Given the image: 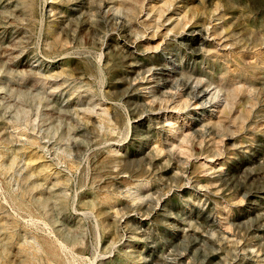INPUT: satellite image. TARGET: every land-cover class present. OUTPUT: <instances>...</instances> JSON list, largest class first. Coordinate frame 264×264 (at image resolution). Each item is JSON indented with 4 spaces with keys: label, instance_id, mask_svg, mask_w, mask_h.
<instances>
[{
    "label": "rangeland",
    "instance_id": "rangeland-1",
    "mask_svg": "<svg viewBox=\"0 0 264 264\" xmlns=\"http://www.w3.org/2000/svg\"><path fill=\"white\" fill-rule=\"evenodd\" d=\"M0 264H264V0H0Z\"/></svg>",
    "mask_w": 264,
    "mask_h": 264
},
{
    "label": "bare ground",
    "instance_id": "bare-ground-1",
    "mask_svg": "<svg viewBox=\"0 0 264 264\" xmlns=\"http://www.w3.org/2000/svg\"><path fill=\"white\" fill-rule=\"evenodd\" d=\"M200 34V33H199ZM202 34V33H201ZM201 36V35H200ZM202 40V39H201ZM200 90V89H199ZM198 91V90H197ZM208 95V94H207ZM205 96V92L200 90L199 93L196 95L197 99H202ZM204 103V102H203ZM177 221V220H176ZM136 240V239H135ZM135 245V244H134ZM130 246V245H129ZM132 252V251H131Z\"/></svg>",
    "mask_w": 264,
    "mask_h": 264
}]
</instances>
